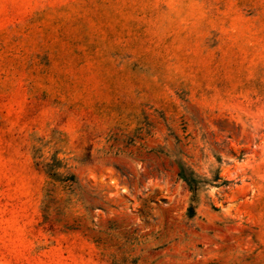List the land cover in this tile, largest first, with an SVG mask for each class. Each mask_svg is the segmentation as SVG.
I'll use <instances>...</instances> for the list:
<instances>
[{
	"label": "rangeland",
	"instance_id": "rangeland-1",
	"mask_svg": "<svg viewBox=\"0 0 264 264\" xmlns=\"http://www.w3.org/2000/svg\"><path fill=\"white\" fill-rule=\"evenodd\" d=\"M0 264H264V0H0Z\"/></svg>",
	"mask_w": 264,
	"mask_h": 264
}]
</instances>
